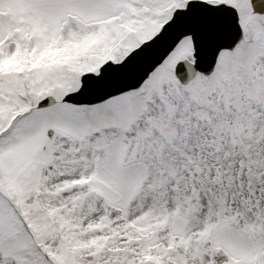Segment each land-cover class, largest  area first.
<instances>
[{"label":"snow or ice","instance_id":"snow-or-ice-1","mask_svg":"<svg viewBox=\"0 0 264 264\" xmlns=\"http://www.w3.org/2000/svg\"><path fill=\"white\" fill-rule=\"evenodd\" d=\"M0 264H264V0H0Z\"/></svg>","mask_w":264,"mask_h":264}]
</instances>
